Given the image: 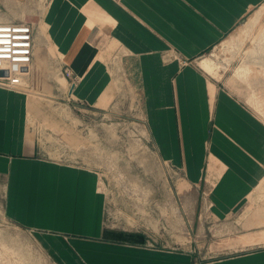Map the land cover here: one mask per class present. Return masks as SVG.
Segmentation results:
<instances>
[{
    "label": "crops",
    "instance_id": "obj_1",
    "mask_svg": "<svg viewBox=\"0 0 264 264\" xmlns=\"http://www.w3.org/2000/svg\"><path fill=\"white\" fill-rule=\"evenodd\" d=\"M263 1L50 0L42 14V35L81 78L73 95L89 100L104 88L106 70L94 42L103 30L128 51L153 147L184 172L188 186L211 185V216L217 222L242 211L264 178V124L196 61ZM103 17L110 24H103ZM168 51L178 58L164 62ZM23 101L0 90V169L8 173L12 217L49 232L94 239L71 240L93 247L94 264H264V247L202 260L191 251L149 250L106 235L95 176L35 158L25 141ZM76 206H82L81 217L69 216ZM42 238L49 250L68 252L59 235Z\"/></svg>",
    "mask_w": 264,
    "mask_h": 264
},
{
    "label": "rangeland",
    "instance_id": "obj_2",
    "mask_svg": "<svg viewBox=\"0 0 264 264\" xmlns=\"http://www.w3.org/2000/svg\"><path fill=\"white\" fill-rule=\"evenodd\" d=\"M49 2L0 0V23H30L34 28L35 53L29 71L17 86L0 85V90L13 99L23 98L25 141L34 147L35 158L95 176V192L102 197L100 228L116 241L149 250L191 251L202 260L264 247V178L242 211L214 221L211 185L188 186L184 172L160 158L153 147L133 57L105 30L94 41L106 70L104 88L89 100L71 93L81 78L47 43L46 29V36L40 31ZM263 5L264 1L250 10L196 62L201 69V60H211L215 64L212 72L202 70L221 80L264 124ZM102 23L110 21L103 17ZM163 56L164 62L177 57L170 51ZM7 181L8 173L0 169V264L95 263L93 247L71 241L94 239L49 232L12 217ZM76 208L68 215L81 217L82 206ZM43 234L59 235L68 252L49 250ZM240 234L262 236V240L241 248H213L215 243Z\"/></svg>",
    "mask_w": 264,
    "mask_h": 264
},
{
    "label": "built area",
    "instance_id": "obj_3",
    "mask_svg": "<svg viewBox=\"0 0 264 264\" xmlns=\"http://www.w3.org/2000/svg\"><path fill=\"white\" fill-rule=\"evenodd\" d=\"M33 56V25L0 23V85L17 86L21 76L29 71Z\"/></svg>",
    "mask_w": 264,
    "mask_h": 264
},
{
    "label": "bare ground",
    "instance_id": "obj_4",
    "mask_svg": "<svg viewBox=\"0 0 264 264\" xmlns=\"http://www.w3.org/2000/svg\"><path fill=\"white\" fill-rule=\"evenodd\" d=\"M263 8H264V5H263ZM199 65H200L201 69H203L205 71H208V72H212V69L215 66V64L212 63V61L209 60V59L201 60L199 62ZM216 68H218V66H216ZM71 87H73V85H71ZM258 240H262V236L253 237V238H247L246 236H239V237H236V238L226 239V240L217 242V243H215V246L213 248H215V249H225V247H229V246H232L234 248H236V247L237 248H241V247H244L245 244H247L250 241H258Z\"/></svg>",
    "mask_w": 264,
    "mask_h": 264
}]
</instances>
